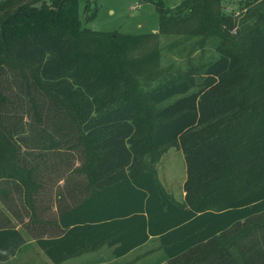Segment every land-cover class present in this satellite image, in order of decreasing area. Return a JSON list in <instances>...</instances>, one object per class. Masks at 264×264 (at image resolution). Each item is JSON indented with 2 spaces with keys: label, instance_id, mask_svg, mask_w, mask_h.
I'll list each match as a JSON object with an SVG mask.
<instances>
[{
  "label": "trees",
  "instance_id": "1",
  "mask_svg": "<svg viewBox=\"0 0 264 264\" xmlns=\"http://www.w3.org/2000/svg\"><path fill=\"white\" fill-rule=\"evenodd\" d=\"M79 2L0 0V262L29 238L53 264L157 238L152 264H264V12L221 47L222 0H158L159 33L122 40L84 27ZM197 35L214 60L138 88L136 45L159 60ZM172 148L182 200L155 167Z\"/></svg>",
  "mask_w": 264,
  "mask_h": 264
},
{
  "label": "rangeland",
  "instance_id": "2",
  "mask_svg": "<svg viewBox=\"0 0 264 264\" xmlns=\"http://www.w3.org/2000/svg\"><path fill=\"white\" fill-rule=\"evenodd\" d=\"M30 1V0H29ZM52 0H48L50 3ZM151 1V0H150ZM80 0L79 16L84 27L98 32H109L115 39L122 40L123 35H146L159 33L160 14L153 2L158 0ZM165 6L176 9L184 4L185 0H160ZM264 12V0H222V33L223 39L219 46H239L244 38V25L253 23L260 13ZM121 38V39H120ZM162 39V43H170ZM191 42L188 50L180 54L162 52L156 58V48L150 43L136 45L127 60H133L128 67L132 72L134 83L140 88L138 80L143 77L153 83H163L177 74L188 71L204 60H214L218 51L208 37L199 36ZM166 41V42H165ZM165 45V44H164ZM158 176L167 190L177 199L184 197V183L187 178L185 157L181 150L170 149L155 164ZM85 254L79 255L81 257ZM107 251L102 250L99 255L106 256ZM158 240H152L135 254L120 264H152L162 256ZM137 258V259H136ZM51 261L36 242L29 238L27 244L11 260L0 264H50ZM118 264V263H105Z\"/></svg>",
  "mask_w": 264,
  "mask_h": 264
},
{
  "label": "crops",
  "instance_id": "3",
  "mask_svg": "<svg viewBox=\"0 0 264 264\" xmlns=\"http://www.w3.org/2000/svg\"><path fill=\"white\" fill-rule=\"evenodd\" d=\"M184 196H185V193H184ZM152 240H158V239L157 238H152L147 244H149ZM147 244H145V245L137 248L136 250L132 251L127 256H125L123 258H119V259L114 257V255H113V249L105 246V247H103V248H101V249H99L97 251L90 252L89 254H85V255H83L81 257H78L77 256V257L68 259L65 262H63L62 264H105V263H118V264H120L121 262H123L124 260H126L127 258H129L130 256H132L133 254H135L138 250H140L143 247H145ZM102 250H106L107 251L106 256L99 255V253ZM8 261H6V262H8ZM0 263H5V262H0ZM50 264H53V263L51 262Z\"/></svg>",
  "mask_w": 264,
  "mask_h": 264
}]
</instances>
